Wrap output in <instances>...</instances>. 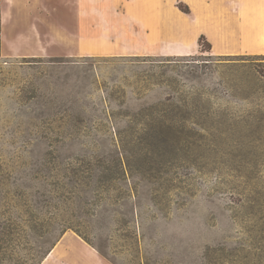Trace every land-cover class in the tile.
I'll list each match as a JSON object with an SVG mask.
<instances>
[{
    "label": "rangeland",
    "instance_id": "374dc122",
    "mask_svg": "<svg viewBox=\"0 0 264 264\" xmlns=\"http://www.w3.org/2000/svg\"><path fill=\"white\" fill-rule=\"evenodd\" d=\"M242 4L95 0L94 45L61 0L0 17V264L62 233L41 264L264 254V30L240 32Z\"/></svg>",
    "mask_w": 264,
    "mask_h": 264
},
{
    "label": "crops",
    "instance_id": "0c3cea01",
    "mask_svg": "<svg viewBox=\"0 0 264 264\" xmlns=\"http://www.w3.org/2000/svg\"><path fill=\"white\" fill-rule=\"evenodd\" d=\"M61 1L64 3L65 10L68 8H72L76 10L75 23H76L77 34L87 37L86 42H82V44L92 43V45H94V34L96 33L95 0H61ZM2 2L0 4V17L3 19V21L6 20V24L10 26L13 19L11 17V11L15 9L24 10L23 6L25 5L26 0H2ZM19 3L22 5L17 6L15 8V6L18 5ZM241 3H243L244 5L242 4V6L239 7V11H240L239 14L241 15L239 18H243V15L245 16L246 13H250L249 14L250 23L244 26L242 25L241 26L242 29L240 32L243 33V31H246L248 34H255L258 31H263L264 30V26H263L264 0H241ZM245 9H248V12H246ZM232 17L234 16L232 15ZM262 20L263 23L261 22ZM16 22H20V21L16 19ZM255 52L264 55V50L261 48H256ZM51 253H53V250H51L48 253L46 259L50 257ZM94 255L96 257V261L99 264H102V257L99 254H94Z\"/></svg>",
    "mask_w": 264,
    "mask_h": 264
},
{
    "label": "trees",
    "instance_id": "16d2710c",
    "mask_svg": "<svg viewBox=\"0 0 264 264\" xmlns=\"http://www.w3.org/2000/svg\"><path fill=\"white\" fill-rule=\"evenodd\" d=\"M261 219L263 220V223H264V207H263L262 210H261ZM62 234H63V233H62ZM62 234H61V235H62ZM61 235H60V236H61ZM60 236H59L58 238H56V239L50 244V246H49L48 248H46L43 252H41V254H43V255H42V259H41V261H40L38 264H41L42 260L46 258V256L48 255V253L52 250V248H53V247L55 246V244L58 242ZM86 242H87V240H86ZM87 243H88V242H87ZM102 256H103L104 258H106L105 255L102 254ZM253 263H254V264H264V254H254V255H253Z\"/></svg>",
    "mask_w": 264,
    "mask_h": 264
}]
</instances>
